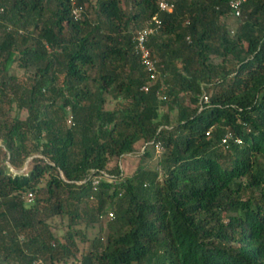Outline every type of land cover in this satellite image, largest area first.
<instances>
[{"label":"trees","instance_id":"16d2710c","mask_svg":"<svg viewBox=\"0 0 264 264\" xmlns=\"http://www.w3.org/2000/svg\"><path fill=\"white\" fill-rule=\"evenodd\" d=\"M230 1L0 0V264H264V0Z\"/></svg>","mask_w":264,"mask_h":264},{"label":"rangeland","instance_id":"374dc122","mask_svg":"<svg viewBox=\"0 0 264 264\" xmlns=\"http://www.w3.org/2000/svg\"><path fill=\"white\" fill-rule=\"evenodd\" d=\"M91 1H92L91 3L93 4L97 2V0H91ZM86 6L89 5L86 4ZM145 24L142 25V28L145 26ZM227 24L229 26L231 33H233L236 30L238 22L233 15H230V17L227 19ZM11 72L17 76V80L19 82H25L31 75V73H29L28 71L18 68L17 64H14L12 66ZM117 104H118L117 101L113 99L111 95H108L107 104L105 106L106 109H114L117 106ZM16 113H18L19 117L22 119H25L27 117V111L25 109L19 110L17 105H14L12 114L15 115ZM175 119H176L175 115L173 114L171 116V120L175 121ZM144 147H145L144 144L141 142L136 144V150L134 153L124 155L118 160H113V162L110 165L114 166L116 164H119L120 168L123 171V177L133 176L137 172L140 166H145L150 169H157L160 160V155L163 152V150L162 151L158 150L156 147L155 149L149 148L150 156L146 157L144 152ZM28 168H29V164L27 162L25 163L24 167L21 170H16L15 168H13V171L27 172ZM106 226H107V221L105 217L103 223H98L94 227L84 228V226H82V228L85 230L87 234V240L83 242H79V254H78L79 256H81L82 252H85L89 249V246L91 245L93 239L98 237L103 238V240L105 239ZM57 264H62V263H57Z\"/></svg>","mask_w":264,"mask_h":264},{"label":"built area","instance_id":"2783aa9c","mask_svg":"<svg viewBox=\"0 0 264 264\" xmlns=\"http://www.w3.org/2000/svg\"><path fill=\"white\" fill-rule=\"evenodd\" d=\"M247 0H231L230 8L232 15L234 17H239L241 15L242 7ZM72 4V15L75 20L82 18L85 11L83 5H79L77 0H71ZM160 11L171 12L175 8V0H158ZM154 23L155 27L151 24ZM161 26V20L158 16H154L151 21H148L145 26L139 30L134 38L136 41V50L140 53L142 64L148 73L151 74L152 79L156 78L157 75V60L152 56L150 49L146 46L149 36L154 33ZM145 90H148V87H145ZM226 142V140H224ZM158 150H164L163 146L159 143L157 144ZM100 182L99 178H95L93 181L94 189H96L98 183ZM34 198L33 194L30 193L28 196V201H32ZM109 217L113 218V213H109Z\"/></svg>","mask_w":264,"mask_h":264}]
</instances>
